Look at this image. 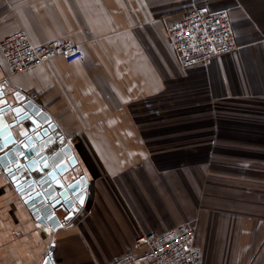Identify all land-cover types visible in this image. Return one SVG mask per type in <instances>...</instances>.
<instances>
[{
	"label": "crops",
	"instance_id": "crops-1",
	"mask_svg": "<svg viewBox=\"0 0 264 264\" xmlns=\"http://www.w3.org/2000/svg\"><path fill=\"white\" fill-rule=\"evenodd\" d=\"M201 2L227 10L237 46L182 66L165 25ZM17 29L35 44L68 40L82 51L13 74L0 54V82L21 99L37 94L31 100L73 148L86 195L51 228L0 169V264H41L48 254L51 264H103L138 234L180 220L195 230L199 264H264V178L204 175L210 165L264 164V0H0V41ZM149 105L156 116L139 124ZM144 129L177 137L155 160L173 166L88 164L85 153L142 152ZM176 173L182 207L161 189Z\"/></svg>",
	"mask_w": 264,
	"mask_h": 264
},
{
	"label": "built area",
	"instance_id": "built-area-1",
	"mask_svg": "<svg viewBox=\"0 0 264 264\" xmlns=\"http://www.w3.org/2000/svg\"><path fill=\"white\" fill-rule=\"evenodd\" d=\"M165 34L182 66L207 63L237 46L230 16L226 9H213L201 2L189 6L165 25ZM0 54L11 74L24 72L60 55L67 62L82 56L71 41L50 40L36 43L17 29L0 41ZM30 99L38 98L26 90ZM195 230L187 222L163 230L149 229L134 239V248L116 255L103 264H199V250L194 245Z\"/></svg>",
	"mask_w": 264,
	"mask_h": 264
},
{
	"label": "water",
	"instance_id": "water-1",
	"mask_svg": "<svg viewBox=\"0 0 264 264\" xmlns=\"http://www.w3.org/2000/svg\"><path fill=\"white\" fill-rule=\"evenodd\" d=\"M72 149L46 111L0 82V169L32 215L51 228L66 222L86 195ZM41 264H51L50 254Z\"/></svg>",
	"mask_w": 264,
	"mask_h": 264
},
{
	"label": "rangeland",
	"instance_id": "rangeland-1",
	"mask_svg": "<svg viewBox=\"0 0 264 264\" xmlns=\"http://www.w3.org/2000/svg\"><path fill=\"white\" fill-rule=\"evenodd\" d=\"M177 11H179L177 9ZM152 106H146L144 108V114L141 117V121L139 120L138 123H142L143 124H149L151 121V119L156 116L154 113L151 112ZM177 108V106H176ZM161 116L166 117L167 113L169 112L167 109L161 108ZM184 112V110H181L179 108H177L174 112V114H182ZM170 113V112H169ZM165 114V115H163ZM172 114V113H171ZM171 116V115H170ZM165 129H168L167 127ZM161 129H144V137L143 138V151L142 152H137V153H130V152H110V153H99V154H95V157L92 158V154L90 153H85L86 155V160L88 162V164H156L158 163L157 158L163 154H167V152H161L163 150V148L161 147L160 144H164L165 147L164 149H168V148H173V141L177 140V137H172V136H168V137H161V138H155V136L152 137L151 134H154L155 132L160 131ZM139 132V130H138ZM140 139V138H139ZM160 146V147H159ZM160 163V161H159ZM158 163V164H159ZM160 168H167L170 166H173L172 164H168V163H160ZM174 166H176V170H182V167L184 166V164H175ZM179 166V167H178ZM256 166V165H255ZM256 170L253 169H244V168H238V165H233V167H218L216 168L215 166L210 165L209 168L207 169V171H204V175L205 177L209 175V177H216L217 175L221 174V176H227L229 175V177H236L238 175L243 176V177H261L264 178V164H258L256 166ZM77 172L81 174L82 169L80 166H78L77 168ZM214 175V176H210ZM177 176V177H176ZM162 178V177H161ZM163 180V178H162ZM164 184L161 186L164 195L167 192L170 193V195H173L175 197V200H179L180 203L178 204V206L182 207V204L184 202V185L186 184L184 182V178L181 175H178L177 173L173 176V179H169V182L166 183L165 180ZM167 200H163V198H160V206L161 209L164 210L165 213H167V208H166V202ZM166 209V210H165ZM167 211V212H166ZM164 213V214H165ZM163 214V211H162ZM165 218L168 219V221L171 220L170 216H166ZM177 219V218H176ZM161 220L163 221V217H161ZM185 221H178L176 222V224L182 223Z\"/></svg>",
	"mask_w": 264,
	"mask_h": 264
},
{
	"label": "snow or ice",
	"instance_id": "snow-or-ice-1",
	"mask_svg": "<svg viewBox=\"0 0 264 264\" xmlns=\"http://www.w3.org/2000/svg\"><path fill=\"white\" fill-rule=\"evenodd\" d=\"M81 202H83V201H81Z\"/></svg>",
	"mask_w": 264,
	"mask_h": 264
}]
</instances>
